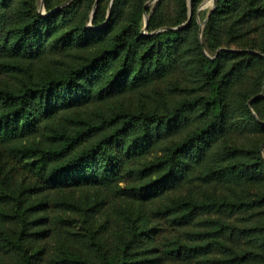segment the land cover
Here are the masks:
<instances>
[{"label": "trees", "instance_id": "trees-1", "mask_svg": "<svg viewBox=\"0 0 264 264\" xmlns=\"http://www.w3.org/2000/svg\"><path fill=\"white\" fill-rule=\"evenodd\" d=\"M110 1L0 0V264H264V0Z\"/></svg>", "mask_w": 264, "mask_h": 264}, {"label": "rangeland", "instance_id": "rangeland-1", "mask_svg": "<svg viewBox=\"0 0 264 264\" xmlns=\"http://www.w3.org/2000/svg\"><path fill=\"white\" fill-rule=\"evenodd\" d=\"M110 3H111V1L108 0V7H109ZM156 3H157V0H148L143 5V12H142L141 18H142V22L144 24H145V21L148 22V18L150 16L151 12L153 11ZM186 3H187V8H188L187 9L188 10L187 11V16H188L187 18L190 19L192 16V13H194V15L196 17V23L198 25V31H199L198 37L200 40H202L203 39V31H204L207 19L209 17V14L211 13L215 3H216V0L215 1L214 0H200L199 4L195 8V10H193V7H192V0H186ZM104 4H107V1ZM147 8L149 9V11H147ZM94 9H95V6L93 7V10L90 13V17H92ZM39 10L44 13V0H40ZM88 23L91 26V22H88ZM253 29L254 30L251 32V34L249 36H246V41L249 42V44H246V46L254 45V47L250 50L258 49L259 46H255V45H259L261 40L264 39V26H259V27L254 26ZM142 32H146V29L144 27L142 28ZM248 38L251 39L252 42L249 41ZM238 45L239 44H234V43L232 44L231 43L230 46H226V47L233 50V49H236L238 47H241V45H239V46ZM222 49H223L222 47L218 48L216 50V53H218ZM258 96L264 97V82H263L262 90L260 91ZM251 99L248 100L247 105L253 113H256L250 105ZM263 145H264V143H263ZM263 145L261 146V149H262V153L264 155Z\"/></svg>", "mask_w": 264, "mask_h": 264}, {"label": "water", "instance_id": "water-1", "mask_svg": "<svg viewBox=\"0 0 264 264\" xmlns=\"http://www.w3.org/2000/svg\"><path fill=\"white\" fill-rule=\"evenodd\" d=\"M214 1H215V0H214ZM209 15H210V14H209ZM146 23H147V22L145 21V27H144L145 29H146Z\"/></svg>", "mask_w": 264, "mask_h": 264}]
</instances>
